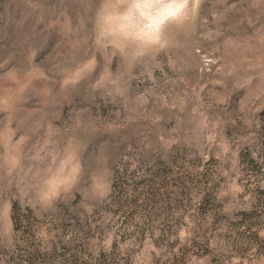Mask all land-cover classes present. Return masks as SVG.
I'll use <instances>...</instances> for the list:
<instances>
[{
	"label": "rangeland",
	"instance_id": "374dc122",
	"mask_svg": "<svg viewBox=\"0 0 264 264\" xmlns=\"http://www.w3.org/2000/svg\"><path fill=\"white\" fill-rule=\"evenodd\" d=\"M0 264H264V0H0Z\"/></svg>",
	"mask_w": 264,
	"mask_h": 264
}]
</instances>
